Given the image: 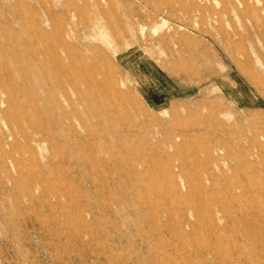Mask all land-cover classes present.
Wrapping results in <instances>:
<instances>
[{
    "label": "rangeland",
    "instance_id": "374dc122",
    "mask_svg": "<svg viewBox=\"0 0 264 264\" xmlns=\"http://www.w3.org/2000/svg\"><path fill=\"white\" fill-rule=\"evenodd\" d=\"M0 264H264V0H0Z\"/></svg>",
    "mask_w": 264,
    "mask_h": 264
},
{
    "label": "bare ground",
    "instance_id": "6f19581e",
    "mask_svg": "<svg viewBox=\"0 0 264 264\" xmlns=\"http://www.w3.org/2000/svg\"><path fill=\"white\" fill-rule=\"evenodd\" d=\"M87 1V0H86ZM82 11H83V9H82ZM49 35V34H48ZM48 37V36H47ZM61 60V59H60ZM42 64V63H41ZM72 66V65H71ZM70 69V68H69ZM68 69V70H69ZM64 72V71H63ZM47 74V73H46ZM65 74V73H64ZM111 74V73H110ZM106 75V74H105ZM120 90V88L118 89V91ZM115 92V91H114ZM4 158V157H3ZM259 203V202H258ZM190 207V206H189Z\"/></svg>",
    "mask_w": 264,
    "mask_h": 264
}]
</instances>
